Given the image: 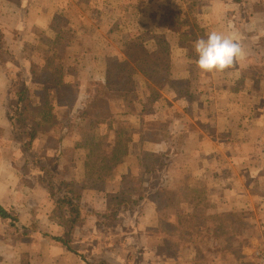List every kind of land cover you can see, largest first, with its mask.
<instances>
[{
	"label": "crops",
	"instance_id": "obj_1",
	"mask_svg": "<svg viewBox=\"0 0 264 264\" xmlns=\"http://www.w3.org/2000/svg\"><path fill=\"white\" fill-rule=\"evenodd\" d=\"M27 1L33 2L28 5V12L22 8ZM195 1L202 3L204 18L210 21L213 13L218 12L220 16L224 13L216 22L205 21L202 37L211 31L231 32L242 46L241 56L223 72L206 74L196 68L197 57L192 45L202 37L192 28L183 34L187 41L176 46L169 39L158 42L156 34L151 33L150 39L132 49L124 46L120 51L112 45L111 51L107 48L104 51L97 38L90 44L71 39L70 35L81 34L82 29L74 24L76 21L73 22L64 0H46L47 5L43 6L40 0H0V205L13 216L7 219L0 214V264H24L26 255L33 258L36 254L41 256L40 264H51L49 260L54 254L50 250L58 248L41 235L42 232L62 235V225L50 217L53 203L45 213L36 204L34 207L19 201L28 200L39 190L43 193V186L37 190L28 187V179H42L46 174L41 167H34L33 161L42 165L43 161L54 163L56 152L52 155L51 150L55 148L58 128L62 123L69 122L67 126L71 127L81 120L84 99L91 92L68 88L77 77L69 67L82 65L87 52V59L93 57L89 64L93 77L88 82L108 87L107 94L98 96L102 97L100 105H105L107 116L110 120L124 117V121L126 116H131L128 129L143 130L142 137L134 135L130 146H138L130 154L133 160L138 150L148 146L156 149L149 156L163 153L160 161L168 166L158 167L161 169L159 181L153 189L161 195L170 194L172 210L179 212L178 215H193L194 223L200 212H205L202 221L206 226L209 223L212 232L198 231L200 239L195 231L191 234L202 247L205 243L215 246L208 254L217 262L202 264H229L228 260L231 264L241 263L237 258L262 264L259 259L264 255V235L258 229L264 230V169L260 171L257 167L264 165V0H244L245 12L236 0H218V4L223 2V8L226 4L235 7L236 13L224 9L221 12L220 7L214 9L211 0ZM50 7L55 9L52 11ZM51 14L61 25L51 22ZM25 21H29L28 27L24 26ZM136 33L140 36L146 31L137 28ZM2 48L6 50L5 55H1ZM68 50L72 51L70 55H66ZM54 60L58 62L57 74L53 75L50 62ZM148 65L151 69L144 70ZM118 66L126 67L127 73L115 90L114 70ZM123 82L132 86L129 89L134 92L133 97L128 94L129 90L119 92L125 88ZM73 93L80 101L70 119L66 101L74 98ZM16 109L19 117L26 118V125L31 123L36 128L34 139L24 138L28 136L22 134V127L27 129L24 121H11L10 115L16 114ZM46 109L48 116L44 118L42 112ZM34 114L40 117H29ZM92 121L89 117L85 121L89 129ZM99 121L96 123L100 126L94 125V137L100 140L107 134L106 141L114 145L120 131H115L110 139L108 131H104L109 129V118ZM169 148L170 157H167L164 153ZM36 156L41 160H35ZM117 173L115 170L110 176L124 179ZM149 173L145 179L155 178V172ZM122 175L128 178L134 174ZM10 176L14 181H9ZM125 184V181L116 184L117 190L109 192L124 193L128 188ZM34 209L39 213L37 228H34ZM219 217L229 221L222 225L217 222ZM227 228L231 229L228 239ZM247 242L251 243L246 245ZM197 255L198 252L195 258Z\"/></svg>",
	"mask_w": 264,
	"mask_h": 264
},
{
	"label": "rangeland",
	"instance_id": "obj_2",
	"mask_svg": "<svg viewBox=\"0 0 264 264\" xmlns=\"http://www.w3.org/2000/svg\"><path fill=\"white\" fill-rule=\"evenodd\" d=\"M45 1L46 0H40L41 6L46 4L44 3ZM52 1L58 2L60 0ZM64 1L68 7H66L68 13L72 15L73 22L76 21L74 24L76 23V26L82 29L81 34L70 35L71 39L80 41L83 44L87 42L90 44L94 38H97L98 42H102L104 51H111L110 47L112 45L120 51L124 49V46H127V49H132L136 47L135 45L138 46L139 43L143 42V40L150 39L153 33L156 34L155 39L158 42L163 43L169 39V42H172L170 44L176 46L182 44L185 40L187 41V38L183 34L187 30H190V28L198 30L196 35L202 37L201 29L204 28L205 21H207V24H210L211 21L216 22L218 18L222 19L224 17V13L220 16L218 15V12H215L211 16V21L208 20V18H204L202 3L200 1L197 3L195 0ZM211 1H213L212 5L214 6V9H219L220 7L221 12L224 9L236 13L234 12L235 10H233L235 7L229 4H226V8H223V2L219 3V6L218 0ZM32 3V1L31 3L27 1L26 5L22 6V8L26 9L28 12L29 6L32 5ZM50 9L53 11L55 8L50 7ZM57 10L56 7V11ZM46 14L49 15L48 13ZM51 16V22H54L55 25H61L59 19H55L53 14H51ZM24 23V26H29V21H27V23L25 21ZM137 28L146 31V33L138 36L136 33ZM5 51L6 50L2 48L1 55H5ZM71 52V50H68L66 55H70ZM87 54L88 52L83 55L82 65L79 66L77 64L69 67L72 72L77 74V77L76 82L71 81L68 88H71L73 91L79 89L88 94L93 91L90 96H94L98 87L92 85L94 82H88L89 78L93 77V72L89 66L93 57L89 56V59H87ZM109 58H111V55H109ZM133 59L137 60L138 58L135 57ZM57 62V60L50 62V65L53 67L50 72H52L53 75L57 74ZM117 64L119 65V63ZM148 68H150L149 65L146 67L144 66V70L147 71ZM116 69H119V66L116 67ZM141 83L142 82H140V85H142ZM133 93L134 92L131 90L128 94L133 97ZM72 97L74 98L66 101L68 110L71 112V115L68 116L69 118L73 115V110L79 108L78 101H80V99L78 98L77 101L75 93L72 94ZM85 100L86 99H84V101ZM100 101L102 102V97L100 98ZM92 106L93 109H95L89 116V118L93 120L92 124H90L92 125L91 129L88 128L86 122H81L79 128H75L77 133L74 136L71 133V139L68 141L65 139V136L68 135V129L72 128L67 126L70 124L69 122L65 124L62 123L58 128L59 133H56L57 139H55V148L51 150V154L55 155L56 150L59 149V141L62 140L63 141L60 145L65 148H67L68 144L77 145L80 140L82 142L81 148L91 146L90 149L93 150V153L94 143H97V151L95 152L96 157L91 159L93 162H96L94 163L93 168H99L104 179L94 180L93 182L87 181L85 174L86 165L81 149L78 148L77 151H71V148H68V157L64 155L62 161H60L61 163H57L56 165V176L55 172L49 176L47 175L48 173H46V175L44 174V177L49 178L47 180L49 184L45 181L44 177L42 179H28L29 188L31 187V189L34 188L37 190L39 187L43 186V193L39 190V192H36L33 196L29 197L28 200L21 199L19 201L27 202L29 205H34V207L36 204L37 206H40L39 210L43 209L45 213L50 209V204L53 203V205H55L56 200L62 197L72 196L74 200L79 199L80 203L88 204L87 212L85 210L83 212L85 215L82 223L79 224L77 229L72 233V242H69L71 249H68L69 246L67 245L50 242L45 238L52 246L58 247L56 250H50V254H54V257H51L52 260H49V262H51V264H99L100 261L106 259L107 262L112 264H183V261L185 264H189V262H198V264H202L203 262L216 263L217 261L215 260L217 259L212 260L208 254V250H215V246H213V244H210V246L209 243H205L204 247H202L203 244H198L197 239L194 237L192 238L189 235L190 232L195 231L194 234L200 239V236L197 233L198 231H205L206 229L212 232L213 229L210 227L209 223L206 226L204 225V221H202V213L205 212H200L201 215L200 213L197 214L200 215V217L196 219L195 223L193 222L195 218L193 215H178L179 212L172 210L171 196L170 194L168 195L167 192V194L161 195L158 194V191L149 192L146 189L148 196L140 199L139 203L134 205L135 207L133 210L129 212H121L122 214L120 215V221L117 222V227L114 229L104 228L102 231H98V229L94 228L96 219L94 212H91L93 209H99L105 202L110 200L111 196L114 194L109 191L117 190L118 185L116 184H124L125 181L128 187H126L128 197H139L140 194L144 192V185L146 183L145 175L150 174L149 172H153L152 162L149 161V154L156 149L153 145V147H144V150H138L137 153H135L138 155L133 160V157H131L130 154L131 152L134 153L138 146L137 148H131L130 146H132L134 135L136 134L142 137L143 130L142 132L137 130L134 131L132 127L131 129H128L130 128L128 127V123L132 122L131 116H126L125 121L124 117H121L122 119L119 118L116 120V118H114L113 120H110L111 118L105 113V105H100L102 107L100 108V106H94L93 103ZM50 111L51 113L53 112L52 108ZM97 111H100V113L96 114ZM46 113H48L47 109L45 110V113L44 111L42 112L44 118L48 116ZM29 117L37 118L40 116L34 114L29 115ZM108 118L110 121L108 124L109 129H104V131H108L110 139H113L115 131H120L119 136L121 134L125 139L123 142L124 144L121 146L122 153L119 155L120 158L116 163L107 160H105L106 162H103V159L105 158L110 159L115 147V144L112 145L111 141H106L107 134L103 135L100 140L94 137V125L100 126L99 124L97 125L96 122H100L99 119L104 121V119ZM35 122L37 123V119ZM148 130L151 129L149 128ZM152 131L150 132L152 133ZM94 139L97 142H95ZM86 152H89V147H87ZM258 156L261 160V150H259ZM38 164L42 163L37 162L35 167H38ZM257 164L259 163L257 162ZM228 168H230V165ZM254 168L255 167H253V169ZM257 168L261 171V169H264V165L261 163ZM158 169L161 170L160 168ZM231 169L234 168L231 167ZM115 170L118 172L117 174L119 176H124V179L112 178L110 175ZM236 170L239 169L236 168ZM131 172L134 174L133 177L129 176L128 178H125L126 176L122 175ZM107 173L109 174L107 175ZM155 178H157L156 175ZM9 181H14V178H11L10 176ZM38 181H40L41 184ZM149 190H152V186ZM160 198H163L164 201L160 202ZM42 214L43 212L41 215ZM38 215V211L34 209V228H37L39 224ZM57 217L59 216L57 215ZM177 217H182V220H178ZM218 221L224 225V221L228 222L229 219L219 217V220L217 219V222ZM216 227L218 226L216 225ZM62 228L64 231L63 226ZM227 229L229 230H227L228 235L226 236L228 239L231 234V229ZM242 230L246 232L245 229ZM248 230L254 231L252 228H249ZM51 231L57 232L58 230ZM63 231H61V234H63ZM258 232H260L261 235H264L263 228L258 229ZM112 237L115 238V241L112 240ZM37 238L41 239L42 237L39 236ZM250 243L251 242H247L246 245H249ZM228 247L233 246L228 244ZM39 248L41 249V247ZM109 249H111V251ZM190 250L191 255L189 254ZM196 252H198V257L195 258ZM215 256L217 257V253ZM40 257V254H36L33 258H30L29 256L28 260L24 261V264H40ZM237 260L241 262L239 264H251L250 259L248 261L247 259L242 260L237 258ZM259 260L261 261L262 259ZM227 262L231 264L229 260Z\"/></svg>",
	"mask_w": 264,
	"mask_h": 264
},
{
	"label": "trees",
	"instance_id": "obj_3",
	"mask_svg": "<svg viewBox=\"0 0 264 264\" xmlns=\"http://www.w3.org/2000/svg\"><path fill=\"white\" fill-rule=\"evenodd\" d=\"M237 4L240 2L239 7L245 12V6H242V3H244V0H236ZM127 73V68L126 67H119V69H115L114 70V87L115 90H117L119 88L120 85H122L120 83V80L123 78V76ZM124 87L122 91H119L120 93H127V91H131L129 89L132 87L131 85H128L127 83L123 82ZM92 85H94V83H92ZM98 87L97 89V96H90L88 98H85L86 100L83 103V106L81 108L82 110V115H81V120L79 123H74L71 124V130L68 129V135L65 136V138L69 141L70 135L72 133V135L74 136L77 132H76V127L79 128V125L82 123H84L88 117L92 114L91 112L94 111L93 109V103L94 106L96 105L97 107L100 106V99L98 98V96H104L105 94H107L108 92V87H106L103 84L97 83L96 85ZM126 86H128V89H126ZM92 89V88H91ZM90 89V90H91ZM91 93H93V91H91ZM20 98H22V96L20 95ZM21 103V100L20 102ZM16 114H12L10 115V119L12 122H18V121H24L25 125H26V118L24 119V116L19 114V110L16 109L15 110ZM27 126V127H26ZM25 128H27L26 130L24 129V127H22L23 131L22 134L28 135L25 136L24 138H28V140H32L36 137L37 131L36 128L34 126H32L31 123H29L28 125H26ZM69 127V126H68ZM124 137L120 134L118 141L115 143V147L114 150L112 151V156L110 157V159H103V162L107 161H112V162H117L119 160V155L122 153L121 151V146L124 144ZM63 141V140H62ZM60 141V144L61 142ZM95 142H97L96 140H94ZM59 144V149L56 151V156L54 159V164H51L49 161H43V165L42 164H38L39 166L42 167L43 172L48 173L47 175H52L55 170H56V165L58 163L59 158L62 156L64 157V155L66 157H68L69 155V151L68 148H71L72 150L77 151L78 148L81 149L82 152V156L84 158V162L86 165L85 168V174H86V179L87 181H94V180H103L104 176L102 175V172L99 170V168H93L94 163H96L95 161L93 162V160L91 158H95V152L97 151V143H94V153L93 150L90 149L91 146H87L89 147V152H86L87 147L85 148H81L82 146V142L79 140V143L77 145H73V144H68L67 148L61 146ZM93 148V147H92ZM170 150V151H169ZM92 152V153H91ZM168 152V153H167ZM170 152H171V148L168 149V151H166L164 154L167 157H170ZM163 153H158L157 155H150L149 156V161L152 162V171L155 172V175L158 176L160 175V170L158 169V167H167L168 164L161 162L160 160L162 159ZM67 159V158H66ZM165 159V158H164ZM35 160H41L38 156L35 157ZM37 162L33 161V166H36ZM39 163V162H38ZM111 171V170H108ZM152 172V173H153ZM109 173H107L108 175ZM46 175V174H45ZM55 176H56V172H55ZM45 181L49 184V182L47 181L49 178L44 177ZM153 178V177H152ZM149 178V179H145V185H144V192H142L140 194L139 197H128L126 191H124L125 194L121 193V194H114L113 196H111L110 200L108 202H105L99 209H93L91 213L94 212V216H95V225L94 228L98 229V231H102V229L104 228H110V229H114L115 227H117V222H119L120 220V215L122 214V211H131L133 210V208L135 207L134 205L139 203L140 199H143L145 197L148 196L147 194V190L149 192L155 191L154 185L155 182H158L157 178ZM56 186V184H55ZM152 186V190H149V188ZM147 189V190H146ZM87 207L88 204H83L79 202V199L74 200V198L72 196H67V197H62V198H58L56 200V203L54 205V209L51 213V219L55 222H58L60 225H62L64 227V233L60 236H56L53 235L51 233H47V232H42V236L44 238H47L50 242H54V243H58V244H64L69 246L68 249H71V246L69 244V242H72V233L77 229V226L79 224L82 223L83 218H84V210L87 212ZM0 214L3 218H11L13 217L10 213V211L4 207H2L0 205ZM57 215L59 217H57ZM178 220H182V217H177ZM119 224V223H118ZM114 231V230H112ZM192 232L189 233L190 237L193 238V235L191 234ZM34 234V233H33ZM110 234V233H108ZM179 234V233H178ZM111 235V234H110ZM41 236V237H42ZM112 236V235H111ZM70 237V238H69ZM67 239V240H66ZM112 240L115 241V238L112 237ZM193 240V239H192ZM194 241V240H193ZM111 251V249H109ZM106 250V251H109ZM29 256L26 255L25 256V261L28 260ZM82 258L84 259V257L82 256ZM99 264H112L107 262L106 259L100 261ZM116 264V263H113Z\"/></svg>",
	"mask_w": 264,
	"mask_h": 264
},
{
	"label": "clouds",
	"instance_id": "obj_4",
	"mask_svg": "<svg viewBox=\"0 0 264 264\" xmlns=\"http://www.w3.org/2000/svg\"><path fill=\"white\" fill-rule=\"evenodd\" d=\"M196 68L202 73L223 72L242 54V46L231 33L211 31L192 45Z\"/></svg>",
	"mask_w": 264,
	"mask_h": 264
},
{
	"label": "built area",
	"instance_id": "obj_5",
	"mask_svg": "<svg viewBox=\"0 0 264 264\" xmlns=\"http://www.w3.org/2000/svg\"><path fill=\"white\" fill-rule=\"evenodd\" d=\"M262 260H261V263L264 264V255L262 256Z\"/></svg>",
	"mask_w": 264,
	"mask_h": 264
}]
</instances>
